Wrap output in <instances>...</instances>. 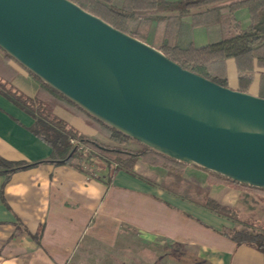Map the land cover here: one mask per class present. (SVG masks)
Masks as SVG:
<instances>
[{"label": "crops", "instance_id": "obj_1", "mask_svg": "<svg viewBox=\"0 0 264 264\" xmlns=\"http://www.w3.org/2000/svg\"><path fill=\"white\" fill-rule=\"evenodd\" d=\"M234 17L242 30L248 27L246 9L236 11ZM183 22L190 25L192 19L185 17ZM219 39L218 26L196 25L183 42L200 48ZM235 46L246 47L247 39L238 38ZM4 58L0 50V60ZM8 66L15 72L10 85L33 98L38 82L14 60ZM225 68L227 88L238 91L234 59H226ZM254 70L247 94L259 97V74L264 68ZM53 114L84 137L103 142L97 130L68 110L55 107ZM33 123L0 95L1 159L27 163L49 159L51 148L28 130ZM123 148L138 152L142 146L132 141ZM74 164L41 163L9 175L0 173V264H78L87 248L113 249L135 241L147 253L162 245L175 249L180 257L174 262L264 264L259 250L236 245L224 235L236 230L237 221L162 189L160 185L170 181L164 168L138 159L131 172L118 170L110 177L104 164L91 172L80 171ZM183 177L210 199L237 211L248 198H257L223 183L210 184L208 172L195 166L186 165Z\"/></svg>", "mask_w": 264, "mask_h": 264}, {"label": "water", "instance_id": "obj_2", "mask_svg": "<svg viewBox=\"0 0 264 264\" xmlns=\"http://www.w3.org/2000/svg\"><path fill=\"white\" fill-rule=\"evenodd\" d=\"M0 50L163 156L264 190V99L182 69L70 0H0Z\"/></svg>", "mask_w": 264, "mask_h": 264}, {"label": "trees", "instance_id": "obj_3", "mask_svg": "<svg viewBox=\"0 0 264 264\" xmlns=\"http://www.w3.org/2000/svg\"><path fill=\"white\" fill-rule=\"evenodd\" d=\"M70 1L116 30L145 43L150 41L153 48L182 69L223 88H227L226 59L232 58L236 63L238 91L241 93H247L254 79L255 67L264 68V0ZM241 9H246L249 13L250 23L245 30L241 29L240 23L234 17V13ZM185 17L192 19L190 25L183 22ZM196 25L218 26L219 41L200 48H195L190 42H183L185 34ZM241 37L247 39V46L237 49L235 45ZM9 60L13 59L6 54L0 60V95L34 120L28 130L51 148V154L48 160L38 163L9 162L0 158V173L9 175L41 163L72 165L75 160L78 163L74 166L84 171L80 166L83 156L70 143V140H76L101 159L108 167L110 177L118 170L131 172L135 162L141 159L166 170L170 181L163 182L160 185L162 189L180 195L220 216L236 219V209L220 205L210 199L204 190L184 179L185 164L142 145L140 151L134 152L106 147L81 135L53 114L55 107L68 110L89 127L105 134L119 145L133 141L97 121L29 72L39 84L36 95L29 98L16 91L10 85L15 72L8 66ZM259 78V97L264 99V73H260ZM208 175L210 184L223 183L240 191L252 192L264 202L262 189L234 182L215 173L208 172ZM224 235L236 245L254 247L264 255V229L250 232L245 228L232 230Z\"/></svg>", "mask_w": 264, "mask_h": 264}, {"label": "rangeland", "instance_id": "obj_4", "mask_svg": "<svg viewBox=\"0 0 264 264\" xmlns=\"http://www.w3.org/2000/svg\"><path fill=\"white\" fill-rule=\"evenodd\" d=\"M147 44L150 45L151 42L148 41ZM99 134L103 138V142L102 139L101 142L94 141L106 147L123 148L125 145L132 142L130 141L125 145H119L110 140L105 134L100 132ZM107 142L112 143L114 146ZM75 163H78V161L75 160ZM102 164L104 163L101 159L93 153L83 155V159L80 162L82 169L87 172H91V168L100 169ZM243 204L241 210L237 211L236 219H234V221H237L235 222V229L242 230L246 227L250 232L264 229V202L257 197L255 200L253 198H248ZM231 231L232 230H229V233ZM123 243L122 246L113 249L100 248L98 246L95 248H87L83 256L84 259L78 264H186L182 260L181 262H174V259L180 256L177 254V251L171 247L162 245L153 248L149 253H147V251H144L146 252L144 253L143 250H145V248H142L140 243L136 241L133 243L134 245L130 246H126L125 242Z\"/></svg>", "mask_w": 264, "mask_h": 264}, {"label": "built area", "instance_id": "obj_5", "mask_svg": "<svg viewBox=\"0 0 264 264\" xmlns=\"http://www.w3.org/2000/svg\"><path fill=\"white\" fill-rule=\"evenodd\" d=\"M70 143L77 149L78 152H80V154H82V156L87 154L89 155V153H91L83 144L76 140H70Z\"/></svg>", "mask_w": 264, "mask_h": 264}]
</instances>
